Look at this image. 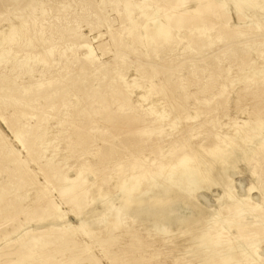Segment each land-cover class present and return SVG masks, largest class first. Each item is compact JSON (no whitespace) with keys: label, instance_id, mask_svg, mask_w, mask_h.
I'll return each mask as SVG.
<instances>
[{"label":"rangeland","instance_id":"374dc122","mask_svg":"<svg viewBox=\"0 0 264 264\" xmlns=\"http://www.w3.org/2000/svg\"><path fill=\"white\" fill-rule=\"evenodd\" d=\"M263 14L0 0V264H264Z\"/></svg>","mask_w":264,"mask_h":264},{"label":"bare ground","instance_id":"6f19581e","mask_svg":"<svg viewBox=\"0 0 264 264\" xmlns=\"http://www.w3.org/2000/svg\"><path fill=\"white\" fill-rule=\"evenodd\" d=\"M247 2V1H246ZM245 2V3H246ZM240 3V2H239ZM245 3H243V4H245ZM242 4V3H241ZM248 2H247V4H245L246 6H248ZM238 5V4H237ZM250 5V4H249ZM251 6V5H250ZM249 6V7H250ZM236 7V6H235ZM238 7H239V5H238ZM242 8L244 7V6H241ZM257 7V6H256ZM237 8V7H236ZM240 8V7H239ZM242 8H241V10H242ZM251 8V7H250ZM249 8V9H250ZM247 9H248V7H247ZM248 9V10H249ZM257 9H259V8H257ZM245 10V9H244ZM251 10V9H250ZM255 10V9H254ZM239 11V10H238ZM257 11V10H256ZM259 11H260V9H259ZM263 12V11H262ZM252 13L253 14H255V15H257L256 13H258V12H254L253 11V9H252ZM259 15H261V13L259 14ZM264 15V14H263ZM251 17H253V15H251ZM254 18V17H253ZM258 18V17H257ZM254 19H256V17L254 18ZM252 23L253 24H251V25H249V26H245V28L246 29H249V31L250 32H253L252 30H254L255 28H261L260 30H262L261 31V33H264V21H263V23H261V22H258L257 23V21H252ZM259 23H261L262 24V26H260L259 25ZM243 29V28H242ZM256 30H258V29H256ZM244 31H247V30H245L244 29ZM250 32H247V34L248 33H250ZM254 32H256V31H254ZM116 64V63H115ZM117 65V64H116ZM112 74H114V73H112ZM116 74H119L118 72L116 73ZM63 80V79H62ZM61 80V81H62ZM172 112V111H171ZM174 112V111H173ZM178 117V116H177ZM199 123V122H198ZM182 126V125H181ZM192 127V126H191ZM187 128V127H186ZM185 128V129H186ZM204 131V130H203ZM184 132V131H183ZM188 135V134H187ZM3 136L1 135V137L0 138H2ZM3 139V138H2ZM1 140V139H0ZM6 140V139H5ZM3 141H4V139H3ZM2 141V142H3ZM5 142V141H4ZM6 145V144H5ZM15 151V150H14ZM12 152H13V149H12ZM11 152V153H12ZM16 152V151H15ZM13 154V153H12ZM17 157H18V155H17ZM30 157V156H29ZM22 163V162H21ZM23 166H25L24 164H23ZM26 167V166H25ZM27 168V167H26ZM25 172V171H24ZM26 173V172H25ZM42 175H44V174H42ZM46 176V175H45ZM37 181V180H36ZM47 181V180H46ZM48 182V181H47ZM43 183V182H42ZM50 185V184H49ZM48 185V186H49ZM47 189V188H46ZM39 190V189H38ZM43 191V190H42ZM82 191H80L79 193H81ZM82 195V194H81ZM43 196V195H42ZM77 198V197H76ZM47 200V199H46ZM243 203H245L246 205H249V209H250V211H252V212H254L255 213V220L254 221H252V222H250V223H247V224H244L243 226H241L240 228H239V230H238V237L240 236V235H242L243 234V232H244V230H248L250 227H252V228H254V229H258V228H262L261 229V231L264 233V227H262V226H264V211H262L261 210V208L260 207H258V206H255L254 204H251L249 201H243ZM79 208L80 207H73L72 209H71V211H73L74 213H77L78 212V210H79ZM75 209V210H74ZM238 211V210H237ZM236 211V212H237ZM70 212V211H69ZM72 212V213H73ZM52 214V213H51ZM229 216V215H228ZM232 216V215H231ZM228 218V217H227ZM234 218V217H233ZM28 220H30V219H27V221L25 222V223H28L29 221ZM228 220H229V218H228ZM22 227H25L24 225H23V223L22 222H19L18 223V228L19 229H21ZM73 230V229H72ZM72 230H70V231H72ZM14 231H16V230H14ZM13 231V232H14ZM69 231V232H70ZM75 230H73V232H74ZM222 231H224V230H222ZM260 231V230H259ZM258 231V232H259ZM26 232H30V231H26ZM25 232V233H26ZM55 232H57V233H60V232H62V230H59V231H55ZM262 232H260V236H262ZM71 233V232H70ZM221 235L223 234V233H221V232H219ZM225 233H227V232H225ZM253 233H255L256 234V232L255 231H253ZM32 234V233H31ZM68 234V233H67ZM251 234V233H250ZM66 235V234H65ZM64 235V236H65ZM73 235V234H72ZM87 235V234H86ZM89 235V234H88ZM92 235V234H91ZM244 235L245 236H248L247 237V239L249 238V233H248V235H247V233L245 234L244 233ZM252 235H254V234H252ZM252 235H250V236H252ZM258 235V234H257ZM93 236V235H92ZM215 236V235H214ZM224 236V235H223ZM236 236V235H235ZM256 236V235H255ZM91 237V236H90ZM224 237H227V236H224ZM234 237V236H233ZM244 237V236H243ZM259 237V236H258ZM264 237V236H263ZM230 238V237H229ZM244 238H246V237H244ZM251 238H254V237H251ZM251 238H250V241H251ZM257 238V237H256ZM255 238V239H256ZM215 239V238H214ZM230 239H232V238H230ZM234 239H235V237H234ZM238 239V238H237ZM258 239H260V237L259 238H257V240L256 241H258ZM96 240V239H95ZM225 240V239H224ZM241 240H243L242 239V237H241ZM253 240V242H254V239H252ZM261 240V239H260ZM24 241V240H23ZM68 241H69V239H68ZM70 241H71V239H70ZM219 241V240H218ZM223 241V240H222ZM232 241V240H231ZM239 241H240V239H239ZM244 241H246L245 239H244ZM249 241V240H248ZM247 241V242H248ZM18 242V241H17ZM226 242V241H225ZM228 242V241H227ZM230 242V241H229ZM261 242V241H260ZM214 243V242H213ZM250 243V242H249ZM255 243V242H254ZM75 244V243H74ZM230 244V243H229ZM248 244V243H247ZM257 244V243H256ZM64 245V244H63ZM249 245V244H248ZM253 245V244H252ZM252 245H250V247H252ZM218 247V246H217ZM232 250V249H231ZM228 252H229V250H228ZM217 254V253H216ZM77 255V254H76ZM29 256V255H28ZM30 257V256H29ZM0 258H1V256H0ZM23 258H24V256H23ZM89 258H91V257H89ZM30 259V258H29ZM74 259H75V257H74ZM92 259V258H91ZM72 261V260H71ZM70 261V262H71ZM70 262H68V263H70ZM1 264H4V263H1ZM5 264H20V261L19 260H14V261H8V262H6Z\"/></svg>","mask_w":264,"mask_h":264}]
</instances>
